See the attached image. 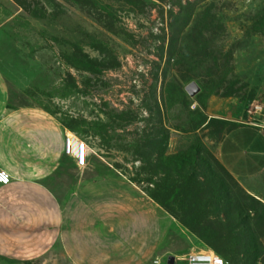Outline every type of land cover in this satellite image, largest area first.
Listing matches in <instances>:
<instances>
[{"label":"rangeland","instance_id":"374dc122","mask_svg":"<svg viewBox=\"0 0 264 264\" xmlns=\"http://www.w3.org/2000/svg\"><path fill=\"white\" fill-rule=\"evenodd\" d=\"M2 46L22 84L6 81L8 108L47 112L86 140L102 164L91 175L140 186L171 216L168 255L264 264V177L233 178L218 147L234 127L206 125L243 117L251 95L237 120L264 113V0H0ZM250 130L234 144L259 146ZM193 146L194 168L166 162ZM52 252L20 261L69 264Z\"/></svg>","mask_w":264,"mask_h":264},{"label":"crops","instance_id":"0c3cea01","mask_svg":"<svg viewBox=\"0 0 264 264\" xmlns=\"http://www.w3.org/2000/svg\"><path fill=\"white\" fill-rule=\"evenodd\" d=\"M4 52L0 47V172L9 177L0 183L2 257L20 261L59 250L69 264L179 263L167 252L171 216L140 186L114 172L91 175L102 164L89 157L76 165L64 153L65 130L47 112L8 108L6 81L22 84L11 77ZM256 116L253 125L237 116L234 123L244 126L218 147L219 162L239 181L264 177V113ZM252 128L259 146H236L234 131Z\"/></svg>","mask_w":264,"mask_h":264},{"label":"built area","instance_id":"2783aa9c","mask_svg":"<svg viewBox=\"0 0 264 264\" xmlns=\"http://www.w3.org/2000/svg\"><path fill=\"white\" fill-rule=\"evenodd\" d=\"M262 109L260 107H254V111H250L248 124L253 125L252 116L260 114ZM91 148L86 140L80 139L76 136H65L64 153L75 160L76 165L83 166L91 153ZM9 180L8 174L0 172V183L7 184ZM179 262L183 264H227L226 261L217 255L212 250L199 249L191 251L183 256L178 257ZM157 264V261H155Z\"/></svg>","mask_w":264,"mask_h":264},{"label":"trees","instance_id":"16d2710c","mask_svg":"<svg viewBox=\"0 0 264 264\" xmlns=\"http://www.w3.org/2000/svg\"><path fill=\"white\" fill-rule=\"evenodd\" d=\"M253 101V95H251L246 101H245V104H244V113H243V117H245L246 115V110L247 108L249 107V105L251 104V102ZM235 119H238V117H236ZM212 123H219V124H230L232 125L234 128L235 127H242L244 125L242 124H238V123H234V122H228V121H225V120H221V119H216V118H210L207 120V123L206 125H210ZM233 128V129H234ZM232 129V130H233ZM232 130H230L228 133H230ZM227 133V134H228ZM196 152H197V147L196 146H193L190 148V151L186 152V153H182V154H179L173 158H168L166 159V162L167 163H172L174 164V166L178 169H181L183 166L185 165H190L192 168L195 167V162H196ZM177 192V190L174 191V193L171 195V199L173 198V196L175 195V193ZM215 252V251H214ZM216 253V252H215ZM217 254V253H216ZM219 255V254H217ZM220 256V255H219ZM221 257V256H220ZM2 259H6L4 257H1ZM8 261H11V262H15V263H23V264H29L28 261H18V260H14V259H10Z\"/></svg>","mask_w":264,"mask_h":264},{"label":"water","instance_id":"95a60500","mask_svg":"<svg viewBox=\"0 0 264 264\" xmlns=\"http://www.w3.org/2000/svg\"><path fill=\"white\" fill-rule=\"evenodd\" d=\"M186 91L190 96H194L199 91V88L195 83H191L186 87Z\"/></svg>","mask_w":264,"mask_h":264}]
</instances>
